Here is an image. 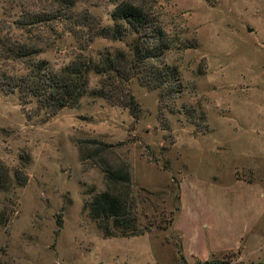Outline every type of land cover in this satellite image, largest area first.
Here are the masks:
<instances>
[{"label":"rangeland","instance_id":"374dc122","mask_svg":"<svg viewBox=\"0 0 264 264\" xmlns=\"http://www.w3.org/2000/svg\"><path fill=\"white\" fill-rule=\"evenodd\" d=\"M112 1L63 8L48 0H0V162L11 180L0 190V264H181L171 220L183 176H191L183 180L188 195L201 201L241 199L234 177L264 187V0H146L169 43L164 60L177 69L182 88L161 95L132 78L136 118L92 93L98 78L91 71L78 104L56 113L9 90L7 79L26 69L23 58H7L8 47L38 48L34 59L53 69L79 54L97 59L100 51H127L136 34L95 37L84 50L74 36L84 11L111 24ZM89 139L112 144L129 164L137 224L147 238L105 237L88 216L86 203L104 190L99 168L80 161L78 141ZM15 169L27 176L22 186Z\"/></svg>","mask_w":264,"mask_h":264},{"label":"trees","instance_id":"16d2710c","mask_svg":"<svg viewBox=\"0 0 264 264\" xmlns=\"http://www.w3.org/2000/svg\"><path fill=\"white\" fill-rule=\"evenodd\" d=\"M48 1L71 8L77 0ZM112 3L111 24L103 25L99 18L84 11L74 23L78 30L74 31V36L80 49L84 50L95 37L121 41L128 35L136 34V39L127 45V51H100L97 59L79 54L68 64L53 69L47 61L34 59L33 56L40 52L38 48L25 45L8 47L7 58H23L26 69L23 75L7 79L9 90L16 88L24 97L31 96L39 109L56 113L78 104L87 93V73L91 71L98 78L92 93L113 105L128 108L134 118L139 107L128 88L132 78L149 89L159 90L161 95L180 93L182 85L179 73L164 60L169 43L163 30L155 25L146 0H113ZM34 16L40 18V15ZM78 151L81 162L91 161L103 175L104 190L96 192L85 205L88 216L97 228L105 237L144 234L137 224V199L129 164L115 154L112 144L96 139L79 140ZM13 175L17 185L26 183L27 176L22 170L15 169ZM10 184L7 169L0 162V190H6ZM180 263L186 264L182 258ZM194 264L220 263L209 260Z\"/></svg>","mask_w":264,"mask_h":264},{"label":"crops","instance_id":"0c3cea01","mask_svg":"<svg viewBox=\"0 0 264 264\" xmlns=\"http://www.w3.org/2000/svg\"><path fill=\"white\" fill-rule=\"evenodd\" d=\"M259 154L264 155V151ZM189 177L183 176L178 183L179 209L171 224L183 261L203 263L233 253L232 260L220 264L264 263V232L258 228L264 227V187L258 182L234 177L233 191L245 194L241 199L235 196L229 204L201 201L196 195H188L189 186H185L183 180ZM147 236L149 234L129 238Z\"/></svg>","mask_w":264,"mask_h":264}]
</instances>
